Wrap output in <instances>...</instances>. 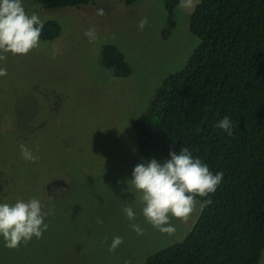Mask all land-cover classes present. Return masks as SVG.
I'll list each match as a JSON object with an SVG mask.
<instances>
[{
  "label": "rangeland",
  "instance_id": "rangeland-1",
  "mask_svg": "<svg viewBox=\"0 0 264 264\" xmlns=\"http://www.w3.org/2000/svg\"><path fill=\"white\" fill-rule=\"evenodd\" d=\"M22 4L29 16L57 22L61 32L27 55L9 52L0 62L7 69L0 77V203L36 197L52 214L40 239L9 249L0 236V264H145L183 241L201 213L198 200L186 222L169 214L176 232L161 233L142 214V194L127 183L136 165L147 164L137 151L135 120L199 45L189 31L198 0L194 8L177 7L174 29L163 0H98L60 9ZM144 17L148 25L140 31ZM88 29H95L94 41L85 36ZM107 45L124 54L130 76L115 78L103 68ZM21 144L39 158L35 163L22 159ZM126 206L134 210L132 221ZM115 236L123 243L110 252Z\"/></svg>",
  "mask_w": 264,
  "mask_h": 264
},
{
  "label": "trees",
  "instance_id": "trees-1",
  "mask_svg": "<svg viewBox=\"0 0 264 264\" xmlns=\"http://www.w3.org/2000/svg\"><path fill=\"white\" fill-rule=\"evenodd\" d=\"M45 9L98 0H32ZM132 0H128L130 2ZM167 25L176 27L180 0H163ZM189 31L199 40L185 67L168 76L135 120L136 147L148 162L163 163L187 147L222 183L180 243L150 255L145 264H259L264 251V0H198ZM61 32L44 23L40 41ZM115 78L131 67L114 45L100 54ZM232 121L229 136L215 125Z\"/></svg>",
  "mask_w": 264,
  "mask_h": 264
},
{
  "label": "clouds",
  "instance_id": "clouds-1",
  "mask_svg": "<svg viewBox=\"0 0 264 264\" xmlns=\"http://www.w3.org/2000/svg\"><path fill=\"white\" fill-rule=\"evenodd\" d=\"M178 7L191 9L195 7V0H180ZM98 15H104V10L99 9ZM148 25V18H142L138 23V29ZM44 27V21L38 14L30 16L26 13L22 0H0V62L6 61L7 53L14 55H27L37 48ZM85 36L90 41L96 39L95 29L85 31ZM7 75L6 67H0V77ZM229 136L233 134L232 121L224 116L215 125ZM22 159L35 163L39 158L25 145H20ZM170 159L163 163L155 158L147 164L135 166L132 179L127 181L142 195L144 203L142 214L146 220L161 233L173 235L176 232L174 225L170 223L169 214L172 217L186 222L199 201L197 197H209L214 194L222 183L223 173L213 174L208 165L194 157L187 147H182L177 153L170 151ZM212 203L205 199L199 203L200 210ZM45 206L40 199L33 197L27 202L17 201L14 205L0 203V236L4 239V246L9 249L18 248L21 243H28L33 237L40 239L47 231L48 224L45 217L52 214V209L44 211ZM129 221L135 219V213L131 206L122 209ZM102 223V221H99ZM137 235H143L144 230L138 224L131 225ZM123 243L120 236L113 237L109 251Z\"/></svg>",
  "mask_w": 264,
  "mask_h": 264
}]
</instances>
